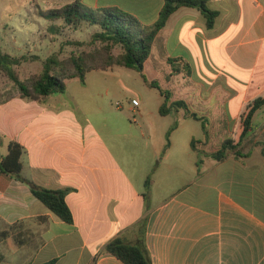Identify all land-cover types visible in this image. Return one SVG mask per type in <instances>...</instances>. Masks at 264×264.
<instances>
[{"label":"crops","instance_id":"0c3cea01","mask_svg":"<svg viewBox=\"0 0 264 264\" xmlns=\"http://www.w3.org/2000/svg\"><path fill=\"white\" fill-rule=\"evenodd\" d=\"M75 1L119 9L145 25L163 6V0ZM207 7L218 13L212 29L196 8L171 14L143 67L144 76L165 80L169 60H180L181 73L161 90L207 119L206 136L184 110L160 115L163 97L153 118L140 104L129 107L140 125L76 97L85 88L42 102L14 96L0 103V156L9 142L20 144L21 175L66 190L73 217L63 222L27 185L0 173V264H123L102 253L117 237L143 240L151 264H264V105L252 117L241 157H202L197 165V152L218 150L242 103L264 90V0H208Z\"/></svg>","mask_w":264,"mask_h":264},{"label":"trees","instance_id":"16d2710c","mask_svg":"<svg viewBox=\"0 0 264 264\" xmlns=\"http://www.w3.org/2000/svg\"><path fill=\"white\" fill-rule=\"evenodd\" d=\"M208 0H163V6L155 23L145 25L135 17L116 8L86 9L77 1L62 6L59 9L50 10L46 17L51 21H61L69 27L78 28L85 24L94 27L97 31L92 35V41H99L102 47L92 53L72 54L68 58L60 60L55 56L48 57L42 64L41 71L21 80L14 67L19 64V59L0 50V72H3L14 86V92L5 95L0 93V103L14 96L22 99L42 102L48 97L63 94L66 90V82L78 79L84 84L85 74L91 71H107L115 66L133 69L143 75V67L148 59L153 41L159 31L165 26L167 20L180 7L198 9L205 19L207 29H212L218 16L216 11L207 7ZM53 33L59 29L51 28ZM73 43V42H72ZM71 44V43H70ZM73 43L72 45H79ZM118 49L113 54L112 50ZM169 60L171 72L181 73L176 62ZM185 75H189L190 69L184 64ZM144 77V75H143ZM153 86V84L151 83ZM155 87V86H154ZM164 97V102L159 108L160 115H166L172 111L184 110L185 117L200 121L204 135L207 134V119L191 112L183 100L169 101L168 93L156 87ZM264 105V90L256 96L242 103L230 137L225 140L220 148L212 153L197 152L200 158L207 157L222 162L229 156L241 157L240 146L247 133L251 130V121L254 113ZM177 127L174 123L166 133V146L169 145V135ZM194 148V142L192 143ZM23 147L16 142H9L7 154L0 156V173L11 176L27 185L31 194L39 200L50 212L67 224L73 221L72 213L65 201L66 190H51L38 186L33 181L21 175ZM264 154V149L262 150ZM149 175L145 180V192L143 197L148 199L150 186ZM103 254L114 256L123 264H151L149 252L145 242L138 241L135 244L127 243L122 237H117L105 245ZM43 264H55V260Z\"/></svg>","mask_w":264,"mask_h":264},{"label":"rangeland","instance_id":"374dc122","mask_svg":"<svg viewBox=\"0 0 264 264\" xmlns=\"http://www.w3.org/2000/svg\"><path fill=\"white\" fill-rule=\"evenodd\" d=\"M73 1L0 0V50L20 60L14 70L21 80L38 74L43 62L50 56L63 60L72 54L92 53L102 47L99 41H92V35L97 31L94 27L83 24L75 29L46 17L50 10L59 9ZM53 26L59 32L53 33ZM72 42L80 44L72 45ZM112 52L116 55L118 49L114 48ZM171 75L176 74L171 72L165 80L153 81L136 70L115 66L107 71L86 73L84 84L78 79L68 80L66 89L74 95L77 89H88L85 96L76 97L88 104L102 105L107 112H120L119 118L125 122L134 124L135 121L136 125H140L141 117L128 111L131 100H136L144 114H152L153 118L163 97L156 87L165 90ZM105 90H109V94L101 96L100 93ZM14 91L12 82L0 72V93L9 95ZM117 106H121L122 110L118 111ZM165 121L169 123V119H165L164 125Z\"/></svg>","mask_w":264,"mask_h":264},{"label":"built area","instance_id":"2783aa9c","mask_svg":"<svg viewBox=\"0 0 264 264\" xmlns=\"http://www.w3.org/2000/svg\"><path fill=\"white\" fill-rule=\"evenodd\" d=\"M131 105L136 108L138 107L139 103L136 100H131Z\"/></svg>","mask_w":264,"mask_h":264}]
</instances>
